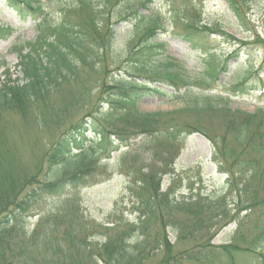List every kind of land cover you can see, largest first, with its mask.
<instances>
[{"label": "trees", "instance_id": "16d2710c", "mask_svg": "<svg viewBox=\"0 0 264 264\" xmlns=\"http://www.w3.org/2000/svg\"><path fill=\"white\" fill-rule=\"evenodd\" d=\"M10 1L15 2L20 12L39 19V8H31L28 0ZM225 1L238 23L246 25L250 0ZM124 2L126 0H80L69 13L63 14L60 23L54 24L46 17L41 18L38 36L25 45L28 49L25 55L19 53L24 80L20 84L9 80L0 84V114L6 111L24 114L22 103L48 106L50 95L75 80L80 71H99L103 68L100 60L105 55L99 58L95 50L104 51L111 47L114 35L112 21L116 18L114 11ZM145 30L141 39L147 45L142 47L146 54V50L150 53L154 48L151 44L155 31L152 22H148ZM174 69L176 65L173 62L162 66H145L137 62L133 65L135 73H142L150 79L165 80L174 86L188 85L181 72L178 69L172 71ZM137 85V82L119 79L111 86H104L113 89L109 96L108 114L98 118L97 111L94 116H89L93 118L89 128L99 137L97 139L106 158L122 147H129L128 143L133 138L142 136L147 139L150 150L143 167L137 165L139 155L136 154H128V160L123 162L128 168L130 182L126 190L132 201L135 219L129 222L120 218L108 225L97 224L85 218L83 213L68 208L52 221L43 219L31 233L23 225L24 216L32 206L30 198L59 195L66 189L90 186L101 179L98 172H104L105 166L100 165L98 156H88L92 151L82 147L81 137L88 129L84 127L85 116L71 125L48 151L47 172L53 173L62 165L72 163L74 170L68 175L63 176L64 172L55 181H51L53 176H50L44 182L34 184L16 176L10 171L13 168L7 158L0 157V264H148L159 253L162 255L156 264H238L239 252H255L249 246L237 247L234 239L230 245L223 247L209 244L214 227L232 220L233 210L228 208L225 199L199 194L176 197L171 187L167 192L160 191L162 177L170 172L182 135L192 132L205 134L190 123L181 121L178 116L218 111L213 105L205 103L204 106H208L201 108L194 106L169 113L141 114L135 107L140 90ZM49 108L51 111L54 109ZM222 108L225 112L226 107ZM107 115L112 119L105 120ZM258 115L245 116L244 119L233 116L225 127V131L232 134L231 140L226 141L222 137L215 138L213 142L219 149L217 159L221 171L228 176V191L235 204L233 209L248 210L250 213L264 203V160L260 157L264 132L259 130L264 127V117L258 118ZM116 121L121 123V128L113 125ZM251 124L255 128L253 131H249ZM109 134L115 137V142L109 139ZM112 144L115 146L110 151L104 150L105 146L111 147ZM74 150L80 152L74 154ZM31 185H35L33 192L20 198ZM10 229H15L14 245L20 254L16 261L7 260V253L12 251L10 244L13 243L10 236H6ZM203 233H206V238H197ZM169 235L175 239L173 244ZM89 240L98 241V251L92 250ZM259 255L252 254L257 264H264V255Z\"/></svg>", "mask_w": 264, "mask_h": 264}, {"label": "rangeland", "instance_id": "374dc122", "mask_svg": "<svg viewBox=\"0 0 264 264\" xmlns=\"http://www.w3.org/2000/svg\"><path fill=\"white\" fill-rule=\"evenodd\" d=\"M38 1L43 4L55 22L58 21L60 7L68 2H75V0ZM142 1L144 0L128 1L127 4L125 3L114 11V15H116L114 21H119V16H123L125 20L114 25L115 38L112 48L104 59L100 60L101 66L104 67H101L99 71H80L75 80L51 94L48 106L55 110L51 111L50 108L48 110L46 104L34 106L22 103L21 109L25 110L24 114L17 111H6L0 114V142H3L2 148L0 147L2 149L0 157L7 158V162L15 170L11 169L10 171L16 176L30 180L35 184L44 182L45 178L49 179L50 176H53L51 181H55L64 172L66 173L63 176L74 170L70 163L62 165L59 170L53 173H48L46 170L48 151L71 125L83 117H88L86 122L91 119L89 116H94L97 111L98 118L104 117L102 114H108V106H105L103 102L110 100L109 96L113 89H107L104 86H111L119 79L133 82L137 80L141 83L146 81L141 75L134 73L132 67L135 62L140 64L147 58V55L137 54L141 48L134 46L149 18L158 20V25L164 27L163 31L159 30L156 33L152 41L153 45L164 44L162 58L168 57L177 62V65L180 66L178 69L182 72L181 75L190 82V87L187 93L177 100H174L173 89L167 86H161V88L170 94L168 99H163L155 93H144L137 100L139 112L145 114L169 113L186 107H206L208 105L204 106L206 101L200 96L201 94L216 95L225 92L229 94L231 84L236 82L240 76L243 80H247L248 86H255L254 89L258 91L249 92L250 94L245 96H231L225 112H222L224 109L220 108L223 105L212 99L209 103H213L212 107H215L218 112L202 111L198 115L186 113L178 118L201 129L211 139L224 137L227 141L232 137V134L225 131V127L229 123L228 120L233 116L244 119L245 116H253L257 109L264 110V45L251 43L249 46H240V44L235 46L227 39L228 37H224L226 35L212 36L210 34L206 36L205 41H208V47L217 50V63L222 64V67L226 66L224 72L219 71L217 79L213 83L205 75L204 56L192 49L190 44L183 39L182 29L178 23L179 17L187 13L200 26L203 24L211 29L219 28L237 41L248 37L247 41L253 42L256 39L255 35L264 41V0H250L247 15L248 27L239 26L240 24L237 23L222 0H152L150 3L141 5ZM134 10L135 13H133ZM0 28H8L10 31L9 36L6 35L4 39H0V84L7 80L20 84L24 80V75L16 66L17 55L11 54L9 49L19 48L35 38L34 22L30 19L21 21L7 7L5 0H0ZM237 48H243L236 56L237 58L229 56L231 50L234 51ZM95 52L97 53L96 50ZM97 57H99L98 53ZM162 58H156L155 64L164 63L161 61ZM105 69L106 71H104ZM204 83L211 86L208 87ZM71 96L72 99H70ZM223 96L227 95L223 94ZM100 110L102 111L99 112ZM105 118V120L112 119L109 115ZM113 125L118 129L122 127L121 123H117V121ZM253 130L255 128L250 126L249 131ZM259 130L264 132V127ZM146 141L145 137H140L132 140L131 145L139 146ZM82 145L88 152L89 150L93 152H89V157L98 156L100 165L105 166L104 172H98L101 174L100 183L78 192L71 191L58 196L32 197L31 201L28 199L32 208L27 211L23 224L28 225L26 229L29 233L43 218L52 221L55 216L65 212L68 208L83 213L85 218L97 224H108L114 222L115 219H122V217L125 220L134 218L135 215H130L132 203L126 190L130 178L127 177L129 174L128 168L125 167L126 163L123 164L128 160L126 159L128 154H122L125 149L120 153H113L111 160L106 163L103 147L100 146L95 136L87 134ZM261 146L263 150L260 152V157L264 159V136L261 139ZM133 147L130 152L141 154L137 165L143 167L147 159L146 154L142 151L150 149L146 148V144L141 145L142 149L139 151H134ZM180 147L181 152L174 162L173 175L164 178L162 190L173 185L175 191L178 192L175 194L177 197L188 195L193 190H195V194L204 193L214 198L223 196L226 193L224 181L226 176L218 174L216 166L211 163L209 142L200 135H193L185 139ZM173 178L175 179L172 182ZM34 188L35 185H31L20 195V198L33 192ZM19 191L18 187L17 193ZM232 206L234 205L229 204V208ZM243 222L244 224L236 229L234 225L225 228L211 243L213 245L227 244L234 239L239 246L243 248L249 246L251 250L260 254L258 257H261L264 255V203L263 206L255 207ZM10 230L6 236H10L9 239L11 238L13 243L10 244L12 251L7 253V260L16 261L20 254L16 252L14 245L15 229ZM214 232L215 230L211 234ZM195 233L197 234V232ZM202 237L206 238V233L197 238ZM170 238L173 243L174 238L172 236ZM89 241L92 250L98 251L96 248L98 241ZM252 254L249 251H241L236 262L238 264H257L256 257H253ZM161 255L162 253L157 254L148 264H156Z\"/></svg>", "mask_w": 264, "mask_h": 264}]
</instances>
